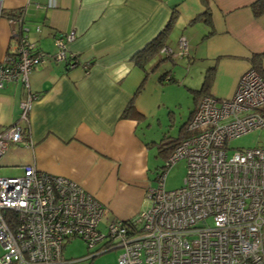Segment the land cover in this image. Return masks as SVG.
Returning a JSON list of instances; mask_svg holds the SVG:
<instances>
[{"label": "crops", "instance_id": "1", "mask_svg": "<svg viewBox=\"0 0 264 264\" xmlns=\"http://www.w3.org/2000/svg\"><path fill=\"white\" fill-rule=\"evenodd\" d=\"M253 1L0 0V63L14 49L12 31L19 26L5 12L17 9L23 10L20 33L36 49L51 56L59 50L55 39L73 33L69 40L63 37V50L66 58L78 56L73 67L48 58L30 71L28 86L36 97L27 122L19 118L26 91L21 81H5L0 87V132L16 122L27 129L28 142L10 143L0 166L17 175L31 164L75 180L100 201L103 221L125 220L147 209L154 147L140 135V119L122 115L131 99L145 112L141 91L134 96L142 68L133 56L174 10L165 45L171 47V32L184 37L189 51L185 57L203 60V76L215 67L208 93L228 98L239 76L251 67V55L264 51V14L253 15ZM206 7L209 26L202 20ZM159 63L153 59L146 66L154 70ZM160 67L158 77L167 73L177 79L172 66Z\"/></svg>", "mask_w": 264, "mask_h": 264}, {"label": "built area", "instance_id": "2", "mask_svg": "<svg viewBox=\"0 0 264 264\" xmlns=\"http://www.w3.org/2000/svg\"><path fill=\"white\" fill-rule=\"evenodd\" d=\"M0 63V87L21 81L25 96L19 118L27 122L36 94L28 75L48 58L66 60L63 37L53 55L36 49L21 33ZM166 56L185 55L184 37ZM70 58L69 67L78 61ZM87 68V65H84ZM264 127V76L248 68L232 96H200L186 124L187 135L165 159L157 185L147 191L149 206L128 218L107 219L104 207L78 182L63 175L22 166L17 175H0V264H63L66 240L79 237L97 247L86 257L112 248L115 264H264V145L233 149L227 141ZM27 129L12 123L0 132V157L10 143H28ZM180 158L186 170L180 187H164L165 170Z\"/></svg>", "mask_w": 264, "mask_h": 264}, {"label": "rangeland", "instance_id": "3", "mask_svg": "<svg viewBox=\"0 0 264 264\" xmlns=\"http://www.w3.org/2000/svg\"><path fill=\"white\" fill-rule=\"evenodd\" d=\"M169 38H171L169 39L170 48L176 51L178 36L173 37V32H171ZM185 56L186 54L173 56L174 64H171L170 59H165L154 70H151V65L146 66L148 69L146 68L147 73L140 94V100L143 101L145 99V105H143L145 112H143V117L139 120V132L154 147V149H150L152 153L150 160L152 185L150 187L157 185V175L165 163L164 157L158 152L157 145L164 137L168 139L178 137L180 128L187 120L189 111L194 105L192 90L199 86L202 80L203 60L195 57L193 60L189 59V61ZM162 65L172 66L177 82L157 80L161 72L160 66ZM141 73L140 79L144 77L145 71L141 69ZM259 145H264V127L247 131L227 141L229 153L233 149ZM185 163V159L180 158L165 170L164 187L166 189H175L182 185L186 170ZM10 174H13V170L10 167L0 166V175ZM104 222L102 220L99 227L106 232ZM99 246L101 244L95 247H87L85 241L79 237L68 239L62 247L63 264H115L117 257L121 253L119 248L106 250L92 258L86 257L90 251Z\"/></svg>", "mask_w": 264, "mask_h": 264}, {"label": "trees", "instance_id": "4", "mask_svg": "<svg viewBox=\"0 0 264 264\" xmlns=\"http://www.w3.org/2000/svg\"><path fill=\"white\" fill-rule=\"evenodd\" d=\"M204 2H206V0H203ZM250 8L252 10L253 15L259 16L261 14H264V0H255L250 4ZM208 8L206 7L204 13L202 14L203 16V21L205 22L206 25H211V19H210V14L209 11L207 10ZM175 11L173 10L172 14L170 15V17L167 19V21L164 23L163 27L161 28V30L159 31V33L153 38L151 39L147 44H145L139 51H137L135 53V55L133 56L134 58V64L140 68H142L145 71V75L142 78V81L140 83V85L137 87V89L134 92V96L139 93L141 91V89L143 88V83H144V79L146 76V64L150 61H152L153 59H157V61L161 62L165 59H170L172 60L171 56H166L165 54L161 53V49L166 47L165 42L167 39L168 34L170 33V30L173 26L174 20H175ZM5 15L7 16V18L9 19H22V15H23V10L21 9H17L15 11H7L5 12ZM201 16V17H202ZM12 39H17L14 36H12ZM161 53V54H159ZM70 57L72 58H76L78 59L77 54H71ZM169 57V58H168ZM69 60L70 58H67L65 60V66L69 67ZM250 63H251V68H253L254 70H256L260 75L264 76V51L260 52V53H253L250 57ZM214 66H210L206 69L204 76H203V81L201 83V86L199 89H193V99H194V107L197 104L200 96H202L203 94H207L211 81L213 79V75H214ZM168 75V76H167ZM166 80L165 82H177V79H175L172 75L167 74V73H163L158 77V81H163ZM192 111H189L188 114V118L187 120L182 124L178 137L176 138H171L168 139L167 137H164L161 139V141L159 142V144L157 145V149L158 152L162 154V156L164 157V159H166L168 157V155L171 153V151L180 143L181 139L187 135V131H186V124L188 119L190 118ZM123 116H135L138 119H141V117H143V113H141L139 110L136 109L133 99H131L128 104L126 105V107L123 110L122 113ZM164 165L161 167L162 169ZM96 256V255H95ZM94 257V256H92ZM92 257H88V258H92Z\"/></svg>", "mask_w": 264, "mask_h": 264}]
</instances>
